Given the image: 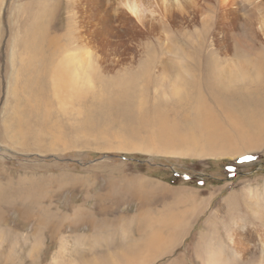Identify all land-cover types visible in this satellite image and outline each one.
Listing matches in <instances>:
<instances>
[{"label": "rangeland", "instance_id": "rangeland-1", "mask_svg": "<svg viewBox=\"0 0 264 264\" xmlns=\"http://www.w3.org/2000/svg\"><path fill=\"white\" fill-rule=\"evenodd\" d=\"M75 1L0 0V264H206L219 245L217 264H264V134L247 132L240 111L199 110L198 96L170 92L128 112L78 97L70 81L50 82L36 99L51 62L32 54L44 46L39 26L63 24L64 35ZM190 36L167 35L182 51ZM132 45L136 60L154 47ZM236 59L227 94L258 115L264 50ZM163 63L158 79L189 84L188 66Z\"/></svg>", "mask_w": 264, "mask_h": 264}, {"label": "bare ground", "instance_id": "bare-ground-1", "mask_svg": "<svg viewBox=\"0 0 264 264\" xmlns=\"http://www.w3.org/2000/svg\"><path fill=\"white\" fill-rule=\"evenodd\" d=\"M70 6V12H77L78 16H70L64 35L56 33L63 24H57L56 30L45 20V30L44 25L39 26L44 46L42 53L32 54L36 60L46 55L51 62L44 70V85L38 84L37 100L44 99L45 89L52 81H70L72 86H78V97L90 92L102 102L128 112L137 107L146 110L142 104L150 95L168 96L171 92L185 95L191 103L198 96L203 103L199 110L223 106L228 112L240 111L249 127L247 132L264 134V104L256 103L253 110H262L257 115L246 106L247 99L227 94L236 76V56H243L248 50H264V22L255 21L264 16V0H76ZM198 23L202 26L196 27ZM175 33L191 35L178 41L185 47L186 63L182 69L188 66L190 70L186 76L189 84H181V77L174 84L158 79L157 72L162 74L163 62L172 51L167 35ZM141 39L154 44L153 49L146 58H127L129 52H134L133 42ZM161 41V62H156L154 57L160 51L156 44ZM257 66L256 77H263L264 62ZM111 72L116 76L111 77ZM208 98L212 104L206 102ZM162 106L155 102L153 107ZM257 208L259 219L264 221V206L257 204ZM180 228L181 224L174 233ZM224 249L223 245L216 250L209 248L206 264L220 263L218 257Z\"/></svg>", "mask_w": 264, "mask_h": 264}, {"label": "clouds", "instance_id": "clouds-1", "mask_svg": "<svg viewBox=\"0 0 264 264\" xmlns=\"http://www.w3.org/2000/svg\"><path fill=\"white\" fill-rule=\"evenodd\" d=\"M121 11L125 12L126 10L121 9ZM167 57L170 59L172 64L178 69L182 68L186 63L185 53L179 48H173L171 53L167 54ZM184 175H185V173H182L181 177ZM177 176H179V175L177 174ZM182 179H183V177H182ZM198 180H200V179H198ZM171 184H176V183H174V181L173 182L171 181Z\"/></svg>", "mask_w": 264, "mask_h": 264}, {"label": "trees", "instance_id": "trees-1", "mask_svg": "<svg viewBox=\"0 0 264 264\" xmlns=\"http://www.w3.org/2000/svg\"><path fill=\"white\" fill-rule=\"evenodd\" d=\"M182 177H183L184 180H187V179H191V178H193V176L190 177V175L187 174V173H185V175L182 176ZM196 179H197V178H196Z\"/></svg>", "mask_w": 264, "mask_h": 264}, {"label": "snow or ice", "instance_id": "snow-or-ice-1", "mask_svg": "<svg viewBox=\"0 0 264 264\" xmlns=\"http://www.w3.org/2000/svg\"><path fill=\"white\" fill-rule=\"evenodd\" d=\"M245 159H252V157H245Z\"/></svg>", "mask_w": 264, "mask_h": 264}]
</instances>
